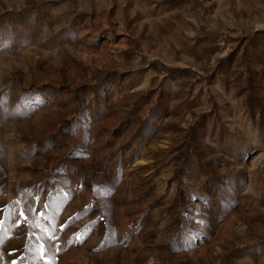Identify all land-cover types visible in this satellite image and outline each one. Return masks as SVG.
Returning a JSON list of instances; mask_svg holds the SVG:
<instances>
[{
  "label": "rangeland",
  "instance_id": "374dc122",
  "mask_svg": "<svg viewBox=\"0 0 264 264\" xmlns=\"http://www.w3.org/2000/svg\"><path fill=\"white\" fill-rule=\"evenodd\" d=\"M253 143L264 0H0V264H264Z\"/></svg>",
  "mask_w": 264,
  "mask_h": 264
},
{
  "label": "snow or ice",
  "instance_id": "6c2138e0",
  "mask_svg": "<svg viewBox=\"0 0 264 264\" xmlns=\"http://www.w3.org/2000/svg\"><path fill=\"white\" fill-rule=\"evenodd\" d=\"M93 191H97L96 188L93 189ZM51 205L48 203H45L43 205L44 209L49 208ZM89 206H85V212H87ZM57 209L59 210V205H57ZM28 211H33V209H28ZM21 217H24L25 220H27V216L25 215L24 211H21L19 213ZM40 215H44L43 212L40 213ZM80 214H77L75 219H79ZM100 220H103V216L99 218ZM95 223V222H93ZM3 224V221H0V225ZM92 230V225H88L83 229L81 232H78L74 234V239L70 240L68 243L72 244L74 241L75 242H83V237L87 235L88 232ZM42 232H48L47 229H42ZM32 236L35 237L36 240V246L34 249L30 248V250H35L39 252V258L44 259V264H54V261L52 257L55 256L56 252L60 250V246L58 243H55V241L58 240V237L55 236V227L53 226L51 229V232H48L47 235H40L36 236L35 233H32ZM3 236H0V242H2ZM13 264H16L15 261H13Z\"/></svg>",
  "mask_w": 264,
  "mask_h": 264
},
{
  "label": "bare ground",
  "instance_id": "6f19581e",
  "mask_svg": "<svg viewBox=\"0 0 264 264\" xmlns=\"http://www.w3.org/2000/svg\"><path fill=\"white\" fill-rule=\"evenodd\" d=\"M219 81V80H218ZM214 84V83H213ZM221 84L219 83V85L218 86H220ZM215 86H216V83H215ZM215 86H213V87H215ZM215 89V88H214ZM216 89H217V87H216ZM218 90V89H217ZM216 92V91H215ZM192 121H194V120H192ZM190 123H191V121H190ZM208 138V137H207ZM249 147V146H248ZM246 148V147H245ZM257 151L258 150H256V148H255V143H253V145L251 146V148L250 149H247V151H245L243 154H242V156H240L241 158L239 159V162L237 161V163L239 164V166L240 167H242V168H244V169H247L248 170V172H249V170L250 169H253V168H255V167H257L262 161H263V159H264V156L261 154V153H257ZM262 153H263V151H262ZM255 155V156H254ZM246 171V170H245ZM168 183V182H167ZM157 184V183H156ZM163 184V183H162ZM167 188V187H166ZM162 189V185H160V184H157L156 185V190L157 191H160ZM157 191H156V193H157ZM173 192H174V187L172 186V183H171V186H170V191H169V193H170V195H168V196H172L173 195ZM158 193H160V192H158ZM183 195V194H182ZM171 198V197H170ZM172 199V198H171ZM188 200V199H187ZM187 200H185V199H183V201H184V205H187V206H189V207H191V209H192V216H191V220H190V223H191V225L193 226V227H195V228H203L208 222H207V218H209V217H204L203 215H204V213L202 212V210H201V212H200V208L197 206V205H195V203L194 204H191V203H188L189 201H187ZM182 201V202H183ZM194 202V201H193ZM192 202V203H193ZM201 207V206H200ZM203 214V215H202ZM205 216H207V215H205ZM209 221V220H208ZM209 225V224H208Z\"/></svg>",
  "mask_w": 264,
  "mask_h": 264
}]
</instances>
